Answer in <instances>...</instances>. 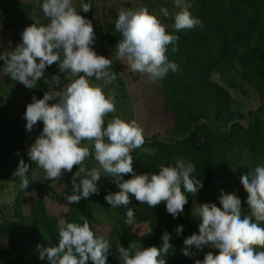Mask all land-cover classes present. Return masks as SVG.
Here are the masks:
<instances>
[{
    "label": "clouds",
    "instance_id": "9594fccd",
    "mask_svg": "<svg viewBox=\"0 0 264 264\" xmlns=\"http://www.w3.org/2000/svg\"><path fill=\"white\" fill-rule=\"evenodd\" d=\"M37 4L48 22L42 23L33 15L34 22L21 33V43L0 53L3 74L27 88H36L46 68L53 64L64 76L63 81L59 74L44 79L49 90L41 99L33 96L26 106V130L31 132L38 122L43 123L42 132L28 150L30 159L42 170L40 174L35 170L32 179L55 181L79 166L72 179L73 194L66 197L69 204H74L98 194L102 169L119 189L107 194L105 200L112 208L125 207V224L133 225L136 219L135 210L128 207L130 194L150 208L164 203L166 211L178 217L188 203L186 193L196 195L203 184L193 175L195 165L184 158H177L174 166L159 165L158 172L135 173L132 152L146 143L145 132L135 119L114 115L116 92L109 89L117 77L113 60L93 50V25L79 14L81 9L88 12L91 3L80 0L79 10L73 0H37ZM175 5L180 8L172 25L176 31L203 27L183 0H175ZM161 15L169 17V10L161 7L156 13L140 6L122 8L115 19V30L122 37L116 46V58L126 60L132 72L144 74L153 82L178 70L167 52L169 45L173 52L178 50L179 36L169 34ZM89 158L99 167H86ZM27 171L28 165L20 159L13 177L21 178V189L29 186ZM129 174L131 178L124 179ZM77 177H82L79 183ZM241 184L247 192L248 214L242 215L241 199L235 193L223 191L219 197L221 207L204 203L195 209L194 214L202 222L198 234L184 239L183 254L194 256L193 246L202 250L210 245L218 250L217 254L207 252L195 264H264V165L242 175ZM82 219V224L60 219L58 246L37 245L39 258L46 257L48 264H86L89 259L94 264H106L112 245L92 230L86 218ZM175 231L179 235L183 226ZM172 247L170 234L165 231L159 248L144 247L140 242H130L125 248L117 243L116 253L120 264H166L165 257Z\"/></svg>",
    "mask_w": 264,
    "mask_h": 264
},
{
    "label": "trees",
    "instance_id": "16d2710c",
    "mask_svg": "<svg viewBox=\"0 0 264 264\" xmlns=\"http://www.w3.org/2000/svg\"><path fill=\"white\" fill-rule=\"evenodd\" d=\"M84 1L92 5L89 16L101 36L100 55L119 65L116 46L122 37L115 30V20H107L104 11L99 15L100 0ZM185 3L203 27L176 31L172 25L180 8L174 4L167 5L169 17L161 15L169 34L179 36L178 50L173 52L169 45L167 52L169 61L176 63L178 70L157 80L161 84L162 97L154 98L159 103L155 108L158 118L168 120L171 134L165 138L159 134L146 138L143 147L132 152L133 168L137 175L158 172L159 165L174 166L177 158H184L195 165L193 175L201 180L203 188L196 195L186 193L188 203L176 218L166 211L164 203L150 208L131 194L128 207L135 210L133 225L124 222L125 207L112 208L115 212L110 216L112 234L105 237L112 249L107 254L106 264H120L117 243L125 248L130 242L159 248L165 231L170 234L173 246L165 257L166 264H195L209 251L217 254L218 250L210 245L202 250L193 246L191 251L196 254L192 257L182 252L184 239L199 233L202 220L194 214L195 209L204 203L221 207L219 197L223 191L235 193L241 199L242 215L248 214L247 192L241 184V176L257 165H264V0H185ZM79 11L88 19L82 9ZM35 12L24 0H0V28L8 34L7 40L2 39L3 51L6 46L16 43L12 33H22L25 23L31 21L33 15L42 18L39 7ZM54 74H59L63 81L64 76L58 72L56 64L46 68L44 79L50 80ZM44 79L37 82L36 88L30 89L22 84L21 89L29 92L28 103L32 102L33 96L43 98L49 90ZM246 85L259 98L257 109L246 111L236 99V94L244 92ZM121 86H126L124 81ZM116 98L128 99L126 88ZM28 103L19 108L16 122L0 115V189H12L14 195L10 213L0 221V264H48L46 257L39 258L37 245L42 248L58 246L57 230L61 218L49 212L46 198L63 205L64 198L73 194L72 179L79 168L74 166L71 173L66 172L55 181L32 179L35 170L38 174L42 170L37 169L36 163L30 159L27 148L31 133L39 136L43 123L38 122L31 132L26 130L23 116ZM20 159L28 165L25 175L30 183L26 189H21L20 177H13ZM93 162L89 158L85 166L92 168ZM81 178H76L77 183ZM130 178L131 174L124 176V179ZM58 187L63 191H58ZM97 187L98 194L72 204L64 220L82 224L83 216L98 235L92 223L96 216L94 206L108 207L105 196L112 192L103 191L101 180ZM30 195L35 196V201L29 203ZM143 224L149 226V233L139 236L135 228ZM180 225L183 231L178 235L175 229ZM261 226L264 227V222ZM86 264L94 262L89 259Z\"/></svg>",
    "mask_w": 264,
    "mask_h": 264
},
{
    "label": "rangeland",
    "instance_id": "374dc122",
    "mask_svg": "<svg viewBox=\"0 0 264 264\" xmlns=\"http://www.w3.org/2000/svg\"><path fill=\"white\" fill-rule=\"evenodd\" d=\"M28 8H34V12L39 7L37 4V0H24ZM100 0L99 1V15L104 11L105 17L109 21H113L117 18L118 12L122 8H136L140 6H146L150 12H159L161 7H166L169 4L175 5V0ZM42 2V0H40ZM74 5L79 10L80 0H73ZM82 2H85L82 0ZM183 4L185 5V0H183ZM104 8V10H103ZM91 12V9L88 12H83L85 15H88ZM35 14H37L35 12ZM80 14V11H79ZM41 22L47 23L48 21L44 16H42ZM34 21H27L25 23V27L30 26ZM25 29V28H24ZM95 39L98 35V30H95ZM12 36L16 37V45L21 43V33L14 32ZM8 39V34L5 33L3 28H0V53L3 52V41ZM13 44V45H14ZM6 46V49H14V46ZM93 50L97 53L98 46L96 42V48L94 49V44L91 46ZM101 53V49L99 50V55ZM119 65L113 62V71L117 73L116 80L112 85L109 86V89H114L116 95H121L122 92L127 91L128 99L124 98H116L117 99V112L114 115H118L125 120L135 119L144 129L145 137L150 139L154 135H160L162 137L170 136V124L167 119L158 118V112L155 109L159 104L154 101L155 96L162 97V88L161 84L158 81H151L146 75L140 73H134L127 67L126 60H119L116 58ZM4 62L0 60V115L4 117V119L11 120L16 122L19 117V108L21 105L28 103L30 101V96L28 91L22 90V83L14 81L11 77L5 76L3 74ZM116 68V69H114ZM136 79V80H135ZM124 81L126 86H121V82ZM109 89H106L108 91ZM121 91V93H120ZM244 92H238L236 94V99L238 102L242 103L244 110H254L257 109L260 105V101L258 96L252 91L247 85L243 88ZM19 112V113H18ZM111 115L108 119L111 118ZM33 138L38 137V134L31 133ZM86 146L91 147L88 142H84ZM89 160V159H88ZM93 167H99L96 162H93ZM101 171V188L105 193H112L119 191L118 187L112 182L111 178L104 175L103 170ZM58 191L62 192L63 188L58 187ZM14 195L12 189H0V221L1 218L7 216L10 213L11 206L13 205ZM35 201V196L30 195L28 197V202ZM47 207L49 212L52 214H56L61 219L65 218V214L69 211L72 204H69L64 198V204L58 205L53 200L46 198ZM106 204V202H105ZM96 216L94 221H92L94 227L97 230L98 235H102L104 237H108L112 234L113 223L111 219V215H114V211H112V207L109 205V209L107 206L103 205L102 207L94 206ZM108 209V211H107ZM111 209V210H110ZM110 211V212H109ZM91 217V215H90ZM135 232L139 236H143L149 233V226L146 224L137 226L135 228Z\"/></svg>",
    "mask_w": 264,
    "mask_h": 264
},
{
    "label": "water",
    "instance_id": "95a60500",
    "mask_svg": "<svg viewBox=\"0 0 264 264\" xmlns=\"http://www.w3.org/2000/svg\"><path fill=\"white\" fill-rule=\"evenodd\" d=\"M88 19L90 20V21H92L91 20V17L89 16V14H88ZM93 25V28L95 29V30H97L96 29V27H95V24H92ZM99 32V31H98ZM96 42H97V46H98V51H97V54L99 55V50L101 49V47H102V40H101V36H100V33H98V35L96 36ZM33 136H30V140H29V145H28V148H27V151L29 150V148H30V146H31V144H32V142H33Z\"/></svg>",
    "mask_w": 264,
    "mask_h": 264
}]
</instances>
